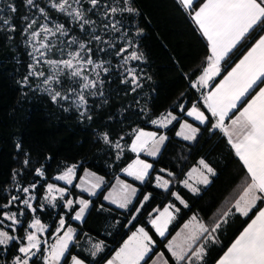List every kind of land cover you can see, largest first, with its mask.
<instances>
[{
    "label": "trees",
    "instance_id": "trees-1",
    "mask_svg": "<svg viewBox=\"0 0 264 264\" xmlns=\"http://www.w3.org/2000/svg\"><path fill=\"white\" fill-rule=\"evenodd\" d=\"M202 1L197 0L196 7ZM130 3L138 12L123 13L121 16L128 31L136 30L134 34L128 33H132L136 51L143 54L139 63L141 86L133 92L110 67V71L103 76V101H97L89 109L90 120L86 116L80 117L71 108L55 104L45 94L23 93L20 79L25 74L26 64L17 37L26 0H12L11 4L17 11L12 13L8 10V20L11 27L15 26V31L0 28V205L6 204L15 194L16 186L26 187L35 183V215L48 226L45 234L50 235L56 230L58 217L52 208L38 206L44 185L70 165H75V179L81 176L84 169L103 177V186L93 196L74 193V197L78 195L91 203L79 223L68 222L76 230V235L69 246L70 254L66 253L62 264H66L71 255L88 264H101L137 225L144 227L156 243L145 258L147 261L190 213H196L206 224H210L209 218L215 210L224 211L231 205L242 190L246 176L242 163L219 129H212L211 123L194 124L199 128L196 138L184 141L174 135L177 127V121H174L165 130L166 139L160 152L150 161L152 168L145 181L140 185L134 184L137 192L133 201L124 209L102 201L105 184L115 176L121 177L118 171L133 157L128 143L134 129H155L150 122L157 116L166 112L179 115L192 104L204 111L212 123L215 122L199 100L197 90L192 87V82L205 66L208 49L188 10L181 7L178 0H130ZM137 29H142L139 35ZM252 42L250 36L221 61L222 74L214 78L210 85ZM112 60L115 61L114 58ZM180 105H184L183 111ZM104 133L108 134L111 143L120 141L123 146L120 155L111 148V143L104 142ZM17 144L21 147L17 148ZM201 158L215 174H212L207 186L193 195L180 185V180L185 171ZM25 159L29 160L28 165L24 164ZM36 168H42L45 175L38 176ZM155 174L169 181L167 189L153 185ZM173 191L180 195L187 207L181 206L171 196ZM145 195L149 196L147 201L144 200ZM167 202L175 205L179 212L169 224L167 234L159 239L148 225V218ZM261 205L258 204V207ZM77 206L74 205V208ZM137 209L140 211L137 212ZM257 209L249 217L235 213L227 218V223L221 224L217 230L219 247L210 250L212 254L206 255L204 264L212 263ZM70 214V211L66 213V222ZM28 218L26 214L21 226L17 227L18 237H22ZM84 237L103 241V250L95 257L90 256L79 247ZM77 241L79 244L75 243ZM18 247V241L0 245V264H11L14 256L18 255ZM161 250L169 264H175L168 253L163 248ZM30 264H41V260L33 257Z\"/></svg>",
    "mask_w": 264,
    "mask_h": 264
},
{
    "label": "snow or ice",
    "instance_id": "snow-or-ice-1",
    "mask_svg": "<svg viewBox=\"0 0 264 264\" xmlns=\"http://www.w3.org/2000/svg\"><path fill=\"white\" fill-rule=\"evenodd\" d=\"M26 3L33 5V0H26ZM87 4L91 7L85 10L82 0H51V7L71 18V21L78 25L80 31L85 33L88 39L79 40L78 37L73 36L67 42L68 46L77 45V47L75 50L67 52V59H48L44 61L50 66L53 73L43 80L45 85H48L50 81L59 83L61 75H66L69 80L74 82L76 78H80L79 92L72 87H69L65 94L51 90V100L53 102H57L58 98L68 100L74 95L76 97L74 103L77 109L88 104L87 90L97 89L98 85H103V80L100 79V72L97 69H102L105 73L110 71L108 67L104 66L105 61L97 62L93 59V55L97 52L107 54V50L104 47H100L101 44H108V47L112 49L116 47L111 41L104 40L102 35L96 34V21L88 18L86 12L99 14L102 17L103 30L107 32L111 29L114 33H120L121 29L118 25L121 24V21L108 20L110 16L114 17L117 13L131 14L138 12L136 8L131 6L130 0H123V6L118 3H105L102 11V0H87ZM178 4L188 10L190 18L207 40L209 54L206 57V66L203 67L201 75L192 82L193 88L197 87V85L205 86L209 81L220 76L222 74L221 61L229 57L243 41L248 40L251 36L254 42L247 48V51L241 53L238 62H234L235 66L231 67L230 71H227L223 79L203 96L204 106L211 114V117L215 118V122L212 123L209 116L195 104L186 113L187 116L194 117L201 124L211 123L212 129H219L227 138V143L235 151L236 156L246 170L242 190L234 203H231V206L226 211L221 212L218 219L214 220L211 226H206L203 222L198 221L197 216L193 215L190 221L184 225L185 229H189L188 243L174 248L173 242L169 241L166 247L177 264H204L207 242H218L214 234L220 229L221 223H227V218L235 213L249 217V214L258 208L254 217H250V222L247 223V226L243 228L227 248V251L216 261V264H264V207H258V204H264V86H261L264 85V0H203L202 3H199L198 8L196 7L197 0H178ZM73 5L76 6L74 7ZM8 9L12 13L17 11L12 4L8 5ZM38 11L44 15L46 20L48 19V14L44 8H39ZM24 19L27 20V17H24ZM0 23L9 25L10 21L0 17ZM35 24L36 21L33 20L23 29L24 33L30 32L29 43H31L32 39L40 36L41 33L45 34L43 37L44 41H47L49 35L55 36L56 33L64 37L69 35L70 29L62 23L53 22L55 31H53V28L48 27L47 24L40 25L39 31H30ZM10 30L15 31V26H12ZM141 32L142 29H137V35ZM253 33L255 35H252ZM126 36L127 33H124L120 38L124 39ZM93 44L97 47L93 48ZM53 47L54 45L51 43L42 42L39 48H34V52L39 53V56L43 58L45 52L40 51V49L51 50ZM131 47H133L132 41L128 40L126 46L119 47L115 51V55L120 57L122 54L127 53ZM59 51L61 55L64 54L63 49H59ZM142 58V53L131 51L123 56V63L126 64L129 60L135 61ZM33 59L36 60V57L34 56ZM39 62V60H36V63ZM89 66L95 72V78H90V75L86 74ZM29 69V76H45L44 72L35 71V64H30ZM125 72L127 75L121 82L134 85L131 90L135 92L141 86L139 83L140 76L134 68H126ZM128 77H131L130 81ZM23 83H28V76L24 78ZM257 88L258 91H256ZM253 91H255L254 95L251 94ZM97 94V91H87V95L96 96ZM100 94L102 95V93ZM249 95L251 98L246 99ZM180 108L183 111L184 105H180ZM229 113H232V115L230 116ZM80 115L81 117L86 116L89 120L92 119L88 115L86 108L85 111L80 112ZM176 119L177 117L172 112H168L166 115L162 114L160 118L153 119L151 123L166 125ZM226 119L229 123H225ZM181 129H187L189 134L184 135L182 131L178 132L177 135H184L186 140H194L199 132V128L193 127L187 122L181 124ZM133 131L135 139L132 141L131 148L134 152L143 150L151 142L150 154L155 155L159 151V145L166 139L163 135L156 139L157 134L155 132H145L143 129H134ZM102 139L105 143H111L107 133L102 134ZM114 146L117 149L121 147L119 142H116ZM20 147L17 144V148ZM24 164L28 165L29 160L25 159ZM151 167V164L137 159L123 171L127 172L129 176H134L135 179L143 181ZM74 169L75 165L68 167L66 172L56 177V179L65 180L68 184H71V176L74 173ZM198 171L201 178L200 182L203 184L209 183V174H215L213 168L203 158L197 162V167H193L188 175L191 176ZM35 172L40 177L45 175L42 168H36ZM156 179L160 187L168 188L169 181L163 180L161 183L162 178L159 176ZM102 182L103 177H98L97 183L93 185V188H99ZM182 183L189 187L192 192L198 191L196 187L189 185L187 180ZM30 188L35 189L36 184H31ZM30 188L23 187L20 190L27 194ZM66 191V188H57L54 184L49 183L47 184L45 199L48 200V197L51 196L49 203L54 201L56 197L52 196L53 192L59 193L61 199H63V194ZM122 191L124 195L119 207L126 208L130 202V197L135 195L136 189L131 185L122 184ZM172 195L187 207V204L178 193L173 192ZM33 199H36V197L31 196L23 199L21 203L34 213L36 208L30 203V200ZM104 199H112V194L105 196ZM148 199L149 196L146 195L144 200L147 201ZM17 200H20L19 196H12L6 204L0 205V210L8 209ZM116 202L113 199V203ZM90 203L89 200L83 198L77 200L66 199L63 206L70 212L74 211L75 214L71 217L72 219L80 221L89 209ZM74 205H78V208H74ZM141 205L143 206V202H141ZM170 208L175 212H179L175 205H169L164 208V211L158 217L149 221L156 233L161 237L167 231V224L174 219L172 212L169 210ZM233 209L235 212H233ZM139 211L140 209H137V212ZM20 215H24V212L21 211ZM165 215H167V219L163 221V224L158 223L160 217ZM2 216L12 221L10 227L14 228L15 225L20 224L15 212L3 211ZM2 223L3 219H0V224ZM47 227V225L41 224L39 218H34L29 224V228L36 231L25 229L23 237L11 235L8 231L0 228V245H8L10 241H18L19 247L17 251L19 254L14 256L13 264H30V260L41 252L42 241L36 232H43ZM62 230V235H57ZM54 235H57L55 243L43 249V255L41 256L43 264H62V260H66V253L70 254L69 246L74 242L76 230L71 225H66L65 217L61 215ZM201 239L204 242L193 247ZM43 243L46 244L47 242ZM154 245L155 241L145 228L139 227L124 242L123 246L116 251L115 255L106 261V264H141V261L147 264L145 257L152 252ZM103 246V241L96 243L93 246L94 250L91 251V255L95 257L103 250ZM157 256L158 258H163V253H158ZM70 264H85V261L76 255H71ZM153 264H156V262L154 261ZM164 264H168V261H164Z\"/></svg>",
    "mask_w": 264,
    "mask_h": 264
},
{
    "label": "rangeland",
    "instance_id": "rangeland-1",
    "mask_svg": "<svg viewBox=\"0 0 264 264\" xmlns=\"http://www.w3.org/2000/svg\"><path fill=\"white\" fill-rule=\"evenodd\" d=\"M11 3H12V0H0V17H2L3 19H8V17H9L8 5ZM82 3L84 5L85 10H87L88 8L91 7L89 4H87V0H82ZM105 3H108V4L118 3L120 6H123V0H102L101 11L103 10V4H105ZM73 6L75 7L76 5H73ZM39 8L45 9V11L48 14L47 20L45 19L44 15H42L38 11ZM86 14H87L88 18L96 21V25H95L96 34L102 35L104 40L111 41L116 46L115 49H112V48L108 47V44H101L100 47H104L107 50V54L97 52L93 55V59L97 62L105 61L106 62L104 65L105 67H108V68L113 67L114 70H116L117 74L120 75L121 81L127 75V73L125 72L126 68L136 69L137 74L139 76H141L142 73H141V68L139 66V63L141 62L142 59L135 60V61L129 60L126 64L123 63V56L124 55H127L131 51H136L135 45L132 41V35H131L132 33L133 34L136 33V30H129L132 33H128L129 32L127 30L128 27H124L123 17L121 16V14H123V13H117V14H115L114 17L110 16L108 18V20H120L121 21V24L118 25V27H120V29H121L120 33H114L111 29H109L107 32H105L103 30V27H102V17L99 14H94L92 12H86ZM24 17H27V20H25ZM33 20L36 21V24L33 25V29H31L30 31H32V30L39 31L40 25H42V24H47L48 27L53 28V31H55V29L53 27V22H54V23L65 24V26L68 29H70L69 35L67 37H64V36H61L59 33H56L55 36L49 35L47 41H44L43 37L45 34L41 33L40 36L36 37L35 39H32L31 43H29L28 41L30 39V32L24 33L23 29L27 26V24L31 23ZM105 22H107V21H105ZM20 25H21V27H20V31H19L17 40L22 45V51L24 52L25 64H26L25 74L20 79V85L22 87L23 93H25V94H45L46 96H48L51 99V90L60 91L62 94H65V93H67L68 88L72 87V88H75L77 90V92H79L80 91V88H79V79L80 78H76L75 82H74L73 80H69L66 75L60 76V82L59 83L56 81H50V83L48 85H45L43 83V80L47 76L52 75L53 73H52V69L50 68V66L47 65L44 61L48 60V59H53V60L67 59L68 58L67 52L75 50L77 47V45H72L71 47H69L67 42L73 36L78 37L79 40H87L88 36L85 33L80 31L78 25L75 24L74 22H72L71 18L67 17L64 13H60V12L56 11L55 9H53L51 7V0H33V5H28L26 3V8L24 10V13H23L21 19H20ZM0 28L7 31V30L11 29V26H10V24L9 25H3L2 23H0ZM124 33H127V36L124 39H121L120 37ZM128 40L132 41L133 47L129 48L127 53H124L120 57H117L115 55V51L118 50L119 47L126 46ZM62 41H63V43H61ZM42 42L51 43L54 45V47L51 50L40 49V51L45 52V56L43 58H41L39 56V53L34 52V48H39L40 43H42ZM92 47L96 48L97 46L95 44H93ZM59 49H63V51H64L63 55H61V52L59 51ZM30 53H32V55H30ZM34 56L36 57V60L40 61L39 63H36V60L33 59ZM112 58H114L115 61H113ZM30 64H35V71H37V72L42 71L45 73V76H43V77L37 76V75L29 76L28 74L30 71V69H29ZM97 71L100 72V79L104 80L103 76L106 73L102 69H97ZM86 74H89L90 78H95V75H96L95 72L92 71L91 66L88 67ZM26 76H28V83L27 84L23 83L24 78ZM128 79L130 81L131 77H128ZM126 85L129 86V89H132L134 87V85H132L131 83H126ZM46 89H48V90H46ZM195 89L199 92L200 86L197 85V87H195ZM87 91H97L98 94L96 96L87 95ZM87 91H86V97L88 100V104L86 106L81 107L80 109H77V107L74 103V101L76 99V97L74 95H72L70 97V99H68V100H63V99L58 98L57 102H54V103L57 105H62L64 107H68V108L75 110L77 112V114L81 117L80 112L85 111V108L87 109V113H88L89 109H91V107L94 105V103H96L97 101H103V85L102 86L98 85L97 89H90ZM100 93H102V95ZM157 125H160V124H157ZM116 142H119V144L121 146L120 149H117L114 146ZM110 146H111V148H113L114 150L117 151L118 155H120L121 152L123 151V146L120 143V141H115L114 143H111ZM71 166H73V165H70L69 167H71ZM67 168L64 169L63 171H61L60 173L54 175V177H52V181L48 182L44 185L42 195L40 196V198L37 201L39 207H41V205H43V207L52 208L57 214V217H58L57 221H59L61 215H64V217H66V213L69 212V210L63 206L64 200H66V199H73V200L79 199L80 198L79 196L74 197V193L80 192V191H78L77 185L84 183L79 178L75 179V172L71 176V180H72L71 184H68L67 181H65V180L56 179V177L62 175L64 172H66ZM74 171H75V169H74ZM95 175H96L95 173H93L87 169H84L81 173V176L86 178V181L88 183H94L95 182V181H92L93 180L92 176H95ZM96 176H98V175H96ZM98 177H100V176H98ZM49 183L54 184L57 188H66L67 189V191L63 194V197H64L63 199H61L60 194L57 192L52 193V196H55L56 199L54 201H52L51 203H49V200H51V196L48 197V200L45 199L47 184H49ZM85 185H87V184H85ZM26 187L30 188V186H26ZM22 188L23 187L16 186L14 188L15 194L12 195V196H19L20 200H17L15 203L10 205L8 209H2V212L8 211L10 213L11 212L17 213V219L20 220V224L15 225L14 228L10 227V225H12V221H9L6 218H3L2 212H1L0 219H3V223L0 224V228H3V230L8 231L11 235L18 236V235H16L17 227L21 226V224L23 223V219L25 218L26 214H28L29 218L26 221V224L22 230V232H23L22 237H23L25 235V229H27L28 231H33V232L36 231L35 229L29 228V224L32 222V220L34 218H37V216L35 215V212L33 213L31 211V209H28L26 205L21 203V200H23V199L29 198L31 196L36 197V190L30 188L29 193L25 194L20 190ZM80 188H81V190L87 191L83 187H80ZM86 188H88V187H86ZM77 197H79V198H77ZM34 200L35 199L30 200V203L32 204L33 207H34V203H33ZM21 211L24 212V215H20ZM219 214H220V211L217 213V217H213L212 220L213 221L217 220L219 217ZM69 221L70 220L68 219V221L66 222V225H71L70 223H68ZM213 221H211L210 225H212ZM41 224H43V223L41 222ZM71 227H73V226L71 225ZM45 231H46V229L43 232H36L37 236L42 241V245H41V252H39L34 258L37 260L38 259L41 260V264H43V261L41 259V256L43 255V249L50 246L51 244L55 243L57 235H62V232H63V230H62L61 233L54 235V233H55V230H54L50 235H46ZM45 241L47 242L46 244L43 243ZM99 242L100 241L92 240L89 237H84V240L81 242L79 247L81 249H83L86 253H88L90 256H92L91 251L94 250L93 246ZM75 243L79 244L78 241ZM3 246H5V245H3ZM11 264H13V261L11 262Z\"/></svg>",
    "mask_w": 264,
    "mask_h": 264
},
{
    "label": "crops",
    "instance_id": "crops-1",
    "mask_svg": "<svg viewBox=\"0 0 264 264\" xmlns=\"http://www.w3.org/2000/svg\"><path fill=\"white\" fill-rule=\"evenodd\" d=\"M203 2V1H202ZM201 2V3H202ZM199 7V5L197 6V8ZM193 21V20H192ZM195 24V23H194ZM196 26V25H195ZM196 28H197V32H198V34L203 38V40L205 41V43H206V45H207V40L202 36V34H201V32L199 31V29H198V27L196 26ZM254 42V41H253ZM252 42V43H253ZM250 46H251V44H250ZM249 46V47H250ZM207 49H208V47H207ZM245 51H247V49L245 50ZM244 51V52H245ZM208 54H209V52H208ZM241 56V55H240ZM240 56L236 59V61L235 62H238V60H239V58H240ZM205 66H206V63H205ZM204 66V67H205ZM235 66V64L233 63L232 65H231V67H234ZM231 67L227 70V71H230L231 70ZM203 70V69H202ZM227 71L219 78V79H217L213 84H211L210 85V83H211V81H209V83L207 84V85H205V86H200V91L198 92V96H199V100L202 102V104L204 105V103H203V96L204 95H206L207 93H208V91H210L212 88H214V86H215V84H217V83H219V81L221 80V79H223V76L224 75H226L227 74ZM201 73H202V71L200 72V74L199 75H201ZM198 75V76H199ZM197 79V78H196ZM261 86H264V85H261ZM256 91H258V88L256 89ZM255 94V91L252 93V95H254ZM251 98V96H249L247 99H250ZM193 105V104H192ZM192 105H190V106H188L181 114H179V115H174V116H176L177 117V119L176 120H173L171 123H167L166 125H157V124H152L153 126H154V128L155 129H145V128H138V129H143L145 132H155L156 134H157V136H156V139H158L159 138V136H161V135H163L164 137H166V134H165V130L174 122V121H177V127H176V129H175V131H174V135L177 137V138H179V139H181V140H184V141H189V140H186L185 138H184V135H187V134H189L188 133V130L187 129H181V124L182 123H185V122H187L188 124H191L193 127H195L194 126V124H200L201 125V123L199 122V121H196L195 120V118L194 117H189V116H187V110L188 109H190L191 107H192ZM205 107V106H204ZM205 109L207 110V108L205 107ZM207 112H208V110H207ZM168 112H166V113H164V115H166ZM209 113V112H208ZM210 114V113H209ZM211 115V114H210ZM229 115H230V113H229ZM162 116V114L161 115H159V116H157L155 119H157V118H160ZM231 116V115H230ZM214 120H215V118H214ZM225 123H229V121L226 119V121H225ZM184 132V135H177V133L178 132ZM135 139V133L133 132V134H132V136H131V139H130V141H129V143H128V150L130 151V152H132L133 153V157L131 158V159H129L127 162H126V164L124 165V166H122L121 168H120V170L118 171V174L122 177H119V176H115V177H113L111 180H110V182H108L107 184H105V188H104V191H103V195H102V201L103 202H105V203H107V204H109V205H111V206H113V207H115V208H118V209H124V208H121V207H119V203L120 202H122V196L124 195V193H123V191H122V184H127V185H131L133 188H135L136 189V192H137V188H136V186L134 185V184H136V185H140V184H142L144 181H145V179H146V177L144 178V180L143 181H141V180H137V179H135V177L134 176H129L128 175V173L127 172H125V171H123L124 169H126L130 164H133L137 159H139V160H142V161H145L146 163H148V164H151L152 165V163L150 162L151 160H153L154 158H156V156L158 155V153L160 152V150H161V148H162V146H163V144H164V142H165V140H164V142L162 143V144H160L159 145V151H157L156 152V154L155 155H151L150 154V152H151V147H152V145H151V142H149V144L147 145V146H145V148L143 149V150H138V151H132V148H131V144H132V141ZM227 139V138H226ZM200 159H197L196 160V162L193 164V165H191L186 171H185V173H184V175L182 176V178H181V180H180V185L184 188V189H186L190 194H193V195H196V194H198L199 192H200V190L203 188V187H205V186H207L208 184H203V183H201L200 182V173H199V171L198 172H195V173H193L191 176H189L188 175V173L193 169V167H197V162L199 161ZM152 168V167H151ZM151 168L148 170V174H149V172H150V170H151ZM157 176H159V177H161L162 178V180L160 181L161 183L163 182V180H167L165 177H163V176H161V175H157V174H155L154 175V178H153V185L154 186H156L157 188H160V189H165V188H162V187H160L159 185H158V183H157ZM212 176V174H209L208 175V179H209V182H210V177ZM54 177V176H53ZM82 177V178H81ZM97 178H98V176H92V181H95L96 183H97ZM79 179L81 180V181H83L84 183H82V184H79V187H77L78 188V191H80V193H83V194H85V195H87L88 197H91V196H93V192L94 193H96V191L98 190V189H100L101 187H102V185H103V182L100 184V187L99 188H93V185L95 184V182L94 183H88L87 181H86V178H84L83 176H80L79 177ZM185 180H187L188 181V184L189 185H191V186H193V187H196L197 189H198V191L197 192H192L191 191V189L189 188V187H187L184 183H182L183 181H185ZM168 181V180H167ZM85 184H87V185H85ZM80 187H83V188H85L87 191H84V190H81V188ZM86 187H88V188H86ZM174 192V191H173ZM172 192V193H173ZM241 192V191H240ZM240 192H239V194H240ZM79 193V192H78ZM176 193V192H175ZM109 194H112V199H109V200H105L104 199V197L105 196H108ZM238 194V195H239ZM135 195H136V193H135ZM135 195L134 196H131L130 197V202L128 203V205L133 201V199H134V197H135ZM238 195L236 196V198L238 197ZM76 196H78V195H76ZM146 196V195H145ZM171 196L181 205V206H184V204H181V202L179 201V200H177L176 199V197L175 196H173L172 194H171ZM77 198H79V197H77ZM235 198V199H236ZM113 199L114 200H116L117 202L116 203H113ZM227 197L225 198V201H226V205H227ZM235 199L233 200V202L232 203H234V201H235ZM127 205V206H128ZM169 205H173L172 203H170V202H167V203H165L160 209H158L157 211H155L149 218H148V225L150 226V228H151V230L153 231V233L156 235V237L157 238H159V239H161V238H163L166 234H167V231H168V226H169V224L171 223V221L173 220H171L168 224H167V231L165 232V235L163 236V237H161V236H159L157 233H156V231H155V229L152 227V225L149 223V221L151 220V219H154V218H156V217H158L159 216V214L161 213V212H163L164 211V208L166 207V206H169ZM231 205H229L228 207H230ZM228 207L224 210V211H226L227 209H228ZM260 207H264V204H262ZM77 208H78V206H77ZM220 208H222V206L220 207ZM170 210V212H172V214H173V216L175 217V214H176V212L173 210V209H169ZM220 211V213L221 212H223L222 211V209H218V210H215L214 212H213V214L210 216V218H209V221H212V216H216L217 217V213ZM256 211H258V209L256 210ZM233 212H235V210L233 209ZM74 211H72L71 212V214H70V216H69V220L70 221H73V222H76V223H79L80 221H77V220H74V219H72L71 217L72 216H74ZM236 214H238V215H240L239 213H236ZM193 215H195V216H197V219H198V221H200V222H203L206 226H211L210 224H206L203 220H201L200 218H199V216L196 214V213H190L181 223H180V225L175 229V231L169 236V238L164 242V243H162L161 244V247H160V249H157L153 254H152V256H151V258L150 259H148L147 260V264H153V262L155 261L156 262V264H164V261H168L167 259H166V257H165V254H164V252L161 250L162 248L168 253V255H169V257L172 259V261L175 263V264H177V262L175 261V259L172 257V255H171V252L168 250V248L166 247V245H168V243H169V241H172L173 242V247L174 248H176V247H179V246H182V245H185L186 243H188V241H187V236H188V234H189V229H185L184 228V225L186 224V223H188L189 221H190V219L193 217ZM254 215H255V212H254V214L251 216V217H254ZM240 216H242V215H240ZM165 219H167V215H165V216H163V217H160V219H159V221H158V223H161V224H163V221L165 220ZM248 222H250V218L248 219V221L241 227V229L238 231V233L234 236V238L231 240V242L223 249V251L212 261V263H210V264H216V261L224 254V252L225 251H227V248L231 245V243L236 239V237L239 235V233L243 230V228L244 227H246L247 226V223ZM139 227H142V226H140V225H137V226H135L121 241H120V243L114 248V250L112 251V253L110 254V256L106 259V260H104L101 264H106V261L107 260H109V259H111L114 255H115V253H116V251L117 250H119L122 246H123V244H124V242L126 241V240H128V238L130 237V236H132V234L134 233V232H136V230H137V228H139ZM179 234V235H178ZM216 237H217V239H218V236H217V232L214 234ZM173 238H175V239H173ZM204 241H203V239H201L200 241H197V244H194L193 245V247H196V246H198V244L199 243H203ZM219 243H220V240L218 239V242H212V241H208L207 242V248H206V255H210V254H212L211 252H210V250L212 249V248H217V247H219ZM156 246V243H155V245L153 246V247H155ZM158 253H163V258H158V256H157V254ZM147 257V256H146ZM145 257V258H146ZM205 259H206V256H205ZM70 261H71V257L69 258V260L67 261V263L66 264H70ZM143 261H141V263H142ZM204 263H205V260H204ZM85 264H88V263H86L85 262ZM168 264H169V262H168Z\"/></svg>",
    "mask_w": 264,
    "mask_h": 264
}]
</instances>
